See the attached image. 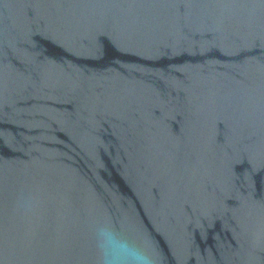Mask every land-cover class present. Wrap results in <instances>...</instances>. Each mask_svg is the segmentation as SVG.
I'll return each instance as SVG.
<instances>
[{"label": "water", "instance_id": "95a60500", "mask_svg": "<svg viewBox=\"0 0 264 264\" xmlns=\"http://www.w3.org/2000/svg\"><path fill=\"white\" fill-rule=\"evenodd\" d=\"M114 240L264 264V0H0V264Z\"/></svg>", "mask_w": 264, "mask_h": 264}, {"label": "clouds", "instance_id": "9594fccd", "mask_svg": "<svg viewBox=\"0 0 264 264\" xmlns=\"http://www.w3.org/2000/svg\"><path fill=\"white\" fill-rule=\"evenodd\" d=\"M124 255H129L132 258L133 264H152L148 255L143 253L128 252L124 245L119 240L113 241V262L117 264L120 258Z\"/></svg>", "mask_w": 264, "mask_h": 264}]
</instances>
